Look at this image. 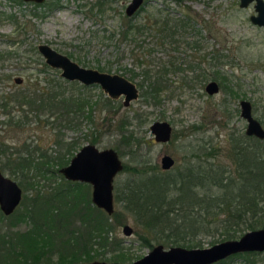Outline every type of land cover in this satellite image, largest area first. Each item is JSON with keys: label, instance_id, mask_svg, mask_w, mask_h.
Segmentation results:
<instances>
[{"label": "rangeland", "instance_id": "rangeland-1", "mask_svg": "<svg viewBox=\"0 0 264 264\" xmlns=\"http://www.w3.org/2000/svg\"><path fill=\"white\" fill-rule=\"evenodd\" d=\"M129 2L46 0L36 6L22 0H0V148L3 149L0 170L22 189L21 202L14 212L32 210L30 204L34 198H47L60 187L70 193L67 202L70 198L73 201L68 205L62 199L58 218L50 203L36 204L33 224L19 220L21 217L16 220L11 215L0 214V264H64L67 263L64 259L74 253L85 256V252L90 255L97 250L102 252L100 244L107 246L106 258L94 260L113 262L116 254L110 250L117 247L110 242L115 238L121 242L118 248L120 253H125L127 264L151 250L138 237L137 232H142L139 221L123 207L124 203L116 201V194L122 198L123 185L133 172L123 171L114 180L116 214L108 215L110 230L107 234L109 228L101 231L100 240L93 230V221H89L93 211L86 208L87 199L94 205L88 185L70 181L59 171L89 142L92 133L98 136L96 147L116 149L127 165L135 166L136 161L142 160L138 168L156 166L160 170L162 154L168 153L181 162L184 145L191 140L195 147L199 143L218 146L219 159L229 163L225 156L228 134L244 132L246 127L240 116L241 99L252 103L254 115L264 126V27L249 21L251 7H240L238 0H144L140 11L128 16L125 9ZM125 16L134 26H139L128 38L120 34ZM184 17L191 21L183 23L180 19ZM166 18L175 34L162 41L158 32L154 28L149 30L148 26L153 20ZM141 25L147 27L141 30ZM42 43L82 66L126 77L136 73L133 81L139 83V98L124 106L122 98H109L98 85L70 84L71 81L60 76V70L43 65L44 59L37 50V45ZM202 58L200 67L205 70L202 79H189L186 83L184 74L193 76L200 72L198 61ZM171 62L185 70L164 73L163 69L169 68ZM146 70L155 73L154 79L157 76L163 79L165 85L151 98L145 97L144 88L140 87ZM53 80L60 81L61 87ZM210 80L220 86L213 96L205 92ZM46 86L49 92L65 87L60 98L54 100L58 106L53 110L60 114L55 123L48 120L47 114L52 110L45 105L53 99L41 101L42 98L32 97L31 93ZM76 98L85 99L80 104H84V112H89L88 118L69 112L77 111ZM37 113H41L39 118ZM134 114L141 117V122ZM123 118L128 121L127 128H121ZM157 120L170 123L175 141H153L149 126ZM121 129L133 130L141 140L140 145L134 139L129 143L121 139ZM27 150L32 163L21 175L10 159L26 155ZM61 157L67 163L59 167ZM124 224L133 228L131 235L122 232ZM222 237L216 233L198 239L204 248L221 242ZM23 241L42 248L38 259L29 258L25 262L23 256L14 253L21 249ZM253 259L255 264H264V254ZM232 264L248 263L236 258Z\"/></svg>", "mask_w": 264, "mask_h": 264}, {"label": "trees", "instance_id": "trees-1", "mask_svg": "<svg viewBox=\"0 0 264 264\" xmlns=\"http://www.w3.org/2000/svg\"><path fill=\"white\" fill-rule=\"evenodd\" d=\"M175 1L180 2L181 0ZM35 5L37 6L39 4L35 3ZM124 18L125 23L120 30V34L122 37L128 38L130 33L135 29L139 30V26H134L128 16ZM168 19L166 18L162 21L153 20L148 26L149 30L154 28L155 32H158V37L162 41L165 38H173V34H175L173 33L174 30H170L168 27V23L170 22ZM180 21L187 23L191 20L184 17ZM145 27L147 26L141 25V30ZM203 59L198 61L200 72H196L193 76H189V74L185 76L184 74L186 83H189V79L191 81L202 79L201 77L205 70L200 65L203 63ZM139 62L142 63L141 61ZM43 65L46 66V64ZM163 70L164 73H169L171 71L175 72L176 70L180 71L185 69L181 65H176L173 62L169 68L165 67ZM215 74L219 75L217 72ZM154 75L155 73L151 70L145 71L143 82L140 84V87L142 86L144 88L143 92L145 97L151 98V96H157L158 91L165 86L162 83L163 79L158 76L154 79ZM135 76L136 73L132 72L131 78ZM57 80L53 81H56L55 84H59L60 86H58L61 87L62 83ZM69 83L74 86L76 84L74 81ZM51 88H54V86H51ZM64 88L62 86V89ZM62 89L60 88V90L58 89L55 92H49V88L46 86L45 88L39 87L38 89H33V92H31L32 97L42 98L41 101H46L49 98L53 99L47 101L45 105H48L49 109L52 110L47 114V118L48 120L52 119L51 122L54 123L59 121L60 116V114L54 112L56 109L53 110V107L56 108L58 106V101L55 102L54 100L60 98V94L64 91ZM82 101H85V99H74V102L77 106L79 104V107L76 109L77 111L70 110L69 112H72L74 115H83L82 117L86 119V117H89V114L84 113V104L83 106L80 104ZM79 110L81 111L79 112ZM41 113H37L38 118ZM135 119L141 122V117H135ZM122 121L123 126L121 128L124 126L127 128V119ZM52 127L54 128L55 125ZM120 132H122L121 139L126 143L134 139L136 140V145H140L141 140L135 136L133 130L129 132L126 129H121ZM228 136L225 156L229 159V163L222 162L219 159L221 151L219 148L214 147L207 151L206 162L198 164L197 166L196 164H190L184 169H180V172L175 173V179H173L175 174L169 172L160 173L159 175L153 174L152 170L155 169L154 166L138 168L143 163L140 160L136 161L135 166H124V170L133 172V175L125 181L122 189L123 196L121 198L118 193L116 195V201L124 203L123 207L130 211L142 226V232H137L142 245L150 248L154 244H162L164 246L177 245L187 248L201 247L200 240L198 239L201 236L215 235L218 233L223 235L221 241H224L239 238L242 234L250 230L264 228V139L259 140L256 137H247L243 133L238 137L232 133ZM97 141L98 136L92 133L91 142L97 143ZM39 148L36 147L37 150ZM0 150L3 149L0 148ZM64 159V157L60 158L59 167L67 163L63 161ZM10 160L13 161V164L21 175L25 172L24 169L26 166L32 163L31 153L28 150L26 155H21L17 159ZM42 168L48 170L46 167ZM67 188L69 189V185ZM66 190V188L60 187L53 193L48 194L47 198L46 196H43V198L37 196V198H34V203L31 201L30 208L32 207V210L29 208H25V212L18 210V212L16 211L17 213L13 212L9 217H13L16 220L21 217L22 219L19 220L33 224L36 218L34 212L35 205L50 203V206H53L52 208L57 210L56 214L58 218V213L62 211L60 208L62 199L68 205L71 202L73 203L71 198L67 202L66 198L70 193L67 194ZM85 203L86 208L89 211H93L92 220L90 219L89 221H93V230L101 240L102 236L100 232L109 228L105 232L107 234L110 230V222H108L109 216L102 209L90 204V200L87 199ZM0 214L2 216L4 215L3 213ZM115 214L113 213L112 216ZM20 239L18 241H21ZM113 241L110 242V245L117 247L111 248L110 250L111 253L116 254L114 259L122 264H127L125 253H120L121 250L118 248L121 244L120 240L115 238ZM23 243L21 249L14 251V253L23 256L22 259L25 262L29 261V258L31 261L38 259L42 248L33 246L30 242L29 245L27 242L23 241ZM100 247L103 248L102 252L97 250L93 255H90L84 251L85 256L83 254L80 255L79 253L81 252L78 254L74 253L71 257H66L64 260L67 259V262H89L97 257L106 258L107 250L104 248L107 246L100 244ZM261 254H264V252L237 253L214 264H232L236 258H243L248 264H255V259L253 258Z\"/></svg>", "mask_w": 264, "mask_h": 264}, {"label": "water", "instance_id": "water-1", "mask_svg": "<svg viewBox=\"0 0 264 264\" xmlns=\"http://www.w3.org/2000/svg\"><path fill=\"white\" fill-rule=\"evenodd\" d=\"M36 4L43 3L45 0H22ZM240 7L256 1V15L250 17L252 24L264 27V1L263 0H238ZM144 0H130L126 6L125 13L133 16ZM38 52L42 55L44 62L51 68L60 70V76L69 81H78L83 85H98L102 91L112 99L124 96V103L128 104L131 100L138 97V88L135 83L118 73H109L79 65L70 57L62 54L42 43L37 45ZM207 94H215L219 91L216 81H210L205 86ZM241 117L247 122L245 133L264 139V127L259 120L253 116L252 105L248 100L240 101ZM150 130L154 134L156 141H167L171 135V125L167 121H154L150 125ZM173 163L168 155L162 158V168L167 169ZM122 169L121 161L112 148L99 150L95 145L85 144L71 158L68 165L59 171L68 180L80 181L91 184L92 203L104 210L108 215L113 213V194L112 180L118 171ZM22 199V189L16 181L6 177L0 170V210L4 215H10L17 208ZM122 232L129 236L133 229L125 224ZM242 252H264V228L250 230L242 234L239 238L224 240L210 247L183 246L165 247L157 244L141 258L132 264H214L227 257ZM64 264H121L117 261L106 262L93 260L89 262H67Z\"/></svg>", "mask_w": 264, "mask_h": 264}, {"label": "flooded vegetation", "instance_id": "flooded-vegetation-1", "mask_svg": "<svg viewBox=\"0 0 264 264\" xmlns=\"http://www.w3.org/2000/svg\"><path fill=\"white\" fill-rule=\"evenodd\" d=\"M46 1V0H45ZM264 1V0H263ZM255 4H256V1H252V2H250L248 5H247V7H251L252 8V10H253V13L249 16V21H250V17L251 16H253V15H256L257 14V12L255 11ZM243 8H246V7H243ZM251 22V21H250ZM261 27V26H260ZM46 64V63H45ZM47 65V64H46ZM80 65V64H79ZM82 66V65H81ZM84 67H86V66H84ZM89 68H91V67H89ZM121 75V74H120ZM123 76H125V75H123ZM126 77V76H125ZM126 78H128L130 81H132L133 83H135V85H136V87L138 88V97L137 98H139V84L138 83H136V82H134L133 80V78H131V77H126ZM210 81H212V80H210ZM210 81H208V82H210ZM213 81H215V80H213ZM71 82H73V81H71ZM74 82H78V81H74ZM207 82V83H208ZM217 82V81H216ZM78 83H80V82H78ZM206 83V84H207ZM218 83V82H217ZM81 84V83H80ZM83 85V84H82ZM218 85H219V83H218ZM84 86H91V85H83V87ZM206 86V85H205ZM219 89H220V86H219ZM206 92V91H205ZM219 92V91H218ZM207 93V92H206ZM215 94H217V93H215ZM209 96H213L214 94H212V95H210V94H208ZM110 98V97H109ZM119 98H122V102H123V105L124 106H129L130 104H131V102L132 101H134V100H136V99H134V100H131L128 104H125L124 103V99H125V97L122 95V96H120V97H118V99ZM112 99V98H111ZM116 100V99H115ZM242 100H247V99H241L240 101H242ZM249 101V100H248ZM239 105H240V102H239ZM251 105H252V103H251ZM82 112H83V110H82ZM85 114H89V112H84ZM240 113H241V109H240ZM252 113H253V106H252ZM137 114H134V118L135 117H139V116H136ZM83 116V115H82ZM241 116V115H240ZM253 116L256 118V116L254 115V113H253ZM244 119V118H243ZM258 119V118H257ZM245 120V119H244ZM259 120V119H258ZM157 121H165V120H157ZM245 122H246V120H245ZM259 122L261 123V125L263 126V124H262V122L259 120ZM152 124V123H151ZM150 127V126H149ZM264 127V126H263ZM171 128H172V126H171ZM246 128H247V122H246V127H245V131H246ZM149 130H150V128H149ZM245 131L244 132H239V133H237V132H230V133H232L234 136H239L240 134H244V135H246L247 137H255V136H249V135H247L246 133H245ZM150 132H151V130H150ZM192 133L194 132V130L192 129V131H191ZM152 133V132H151ZM229 133V134H230ZM153 134V133H152ZM228 134V135H229ZM91 136H92V134L90 135V138H89V142H87L86 144H92V145H95L96 143H93V142H91ZM186 137H188L187 135H186ZM229 137V136H228ZM176 137H175V135H173V130H171V135H170V138H169V140H167V141H156V139H155V137H154V134H153V141L154 142H156V143H168V142H170V141H175L176 139H175ZM199 140H201V139H199ZM259 140H263V139H259ZM97 143H98V141H97ZM84 146V145H83ZM96 146V145H95ZM185 146V148H186V150H184V154H183V157H182V160H181V162H177V160L172 156V155H170V154H168V153H164V154H162L161 155V157H160V161H159V163H160V170H157V168H156V166H154L155 167V169L154 170H152V173L153 174H156V175H159L160 173H164V172H169V173H172V174H175V173H178V172H180V169H184L186 166H189L190 164H193V165H195L196 164V166L198 165V164H202L203 162H206V158H207V156H206V153H207V151L209 150V149H212V148H214V147H216V148H218V146H212V144L209 146V147H207L206 146V143H204V145H202V144H198V146L197 147H195L196 146V144H193L192 143V140L190 141V142H188L187 141V143L184 145ZM96 148H98V147H96ZM99 149V148H98ZM105 149H107V148H105ZM113 150H115V152L117 153V155H118V157H119V159H120V161H121V164H122V169L120 170V171H118L117 172V174L113 177V180H112V186H113V189H112V194H113V207H114V180H115V178H116V176L119 174V173H121V172H123V171H125L124 170V166L125 165H127L126 163H124L123 161H122V159H121V156H120V154L118 153V151L116 150V149H114V148H112ZM80 150V149H79ZM78 150V151H79ZM99 150H103V149H99ZM217 150V149H216ZM220 150V149H219ZM77 152V151H76ZM76 154V153H75ZM165 155H168L169 157H171V159L173 160V163L170 165V167L169 168H167V169H164V168H162V158L165 156ZM74 156V155H73ZM71 160V159H70ZM140 161H142V160H140ZM126 172H128V171H126ZM176 178V174H175V176H174V178L173 179H175ZM70 181H72V180H70ZM76 183H79L80 181H75ZM83 183H86V182H83ZM87 185H88V187H89V192H90V195H91V192H92V188H90V186H91V184H89V183H86ZM92 187V186H91ZM118 187H116V189H117ZM88 189V188H87ZM117 195V194H116ZM98 208V207H97ZM100 209V208H99ZM104 211V210H103ZM114 211H115V208H114V210H113V213H114ZM105 212V211H104ZM112 213V214H113ZM112 214H110L109 216H111ZM108 215V214H107ZM125 225V224H124ZM123 225V226H124ZM133 229V228H132Z\"/></svg>", "mask_w": 264, "mask_h": 264}]
</instances>
